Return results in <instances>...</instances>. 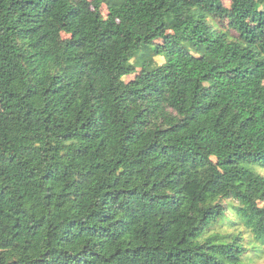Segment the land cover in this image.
Returning <instances> with one entry per match:
<instances>
[{
	"label": "trees",
	"instance_id": "16d2710c",
	"mask_svg": "<svg viewBox=\"0 0 264 264\" xmlns=\"http://www.w3.org/2000/svg\"><path fill=\"white\" fill-rule=\"evenodd\" d=\"M229 1L0 0V264L264 258V0Z\"/></svg>",
	"mask_w": 264,
	"mask_h": 264
},
{
	"label": "rangeland",
	"instance_id": "374dc122",
	"mask_svg": "<svg viewBox=\"0 0 264 264\" xmlns=\"http://www.w3.org/2000/svg\"><path fill=\"white\" fill-rule=\"evenodd\" d=\"M229 2H230L229 0H223V3L225 6H229ZM103 12L105 13L104 7H103ZM230 16H231V13L224 19V21L222 22V25H221L222 28H226V25H227V22H228ZM63 36L67 37L68 35L66 33H64ZM132 70H133V74L126 76V81H129V80H131V79H133L139 75V69L133 67ZM256 170L258 172L264 174V167H257ZM256 264H264V258L260 259Z\"/></svg>",
	"mask_w": 264,
	"mask_h": 264
}]
</instances>
